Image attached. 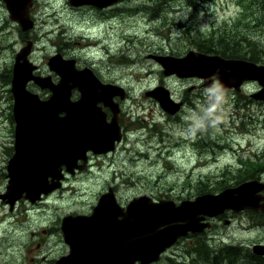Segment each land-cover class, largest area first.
Wrapping results in <instances>:
<instances>
[{"label":"rangeland","instance_id":"1","mask_svg":"<svg viewBox=\"0 0 264 264\" xmlns=\"http://www.w3.org/2000/svg\"><path fill=\"white\" fill-rule=\"evenodd\" d=\"M92 9L78 10L69 0H34L30 15L35 26L24 33L0 0V195L6 192L14 152L12 70L28 43L31 60L45 74L57 77L47 65L59 54L98 72L127 95L119 99L125 138L114 153L90 155L83 171L68 175L63 188L41 203L20 201V209L11 213L0 199L2 257L20 259L17 244L39 231L51 242L50 260L66 254L61 234L54 235L59 222L92 212L110 188L123 205L140 196L180 203L195 199L203 188L221 192L240 174L255 172L264 182V101L252 97L260 90L258 83L246 80L240 92L217 82L206 87L204 80L163 74L155 60L209 50L207 41L216 44L212 39L227 50L232 44H257L264 56V0H126L104 14ZM110 12L112 17L105 18ZM158 87L168 89L175 103L183 102L181 111L167 113L146 97ZM31 92L43 99L50 95L39 87ZM241 163L249 164L245 171ZM223 218L205 234L180 241L156 264H194L192 249L201 245L199 239L219 252L243 247L246 257H257L253 249L264 246V214L228 211Z\"/></svg>","mask_w":264,"mask_h":264},{"label":"water","instance_id":"2","mask_svg":"<svg viewBox=\"0 0 264 264\" xmlns=\"http://www.w3.org/2000/svg\"><path fill=\"white\" fill-rule=\"evenodd\" d=\"M2 1L11 19L24 31L33 28L34 22L29 16L33 0ZM119 1L70 0V3L76 7L92 5L105 8ZM31 45L29 43L17 54L13 68L11 92L14 96L17 153L9 161L10 181L4 195L11 206L23 195L35 202L42 194L60 188L64 179L63 166L67 172L74 174L75 169L84 168L78 166V161L84 160L86 164L88 152L107 153L115 150V144L121 141L119 110L117 105L107 101L115 95L124 98V91L116 86L103 85L90 74L91 78L88 77L86 74L89 71H77L73 62H63L64 67L60 71L56 67L59 57L51 61L52 70L62 78L58 85L52 84L49 79L43 81L31 75L27 77L24 73L27 67L30 68L27 57ZM155 59L164 68L165 75L200 78L205 81V86H212L217 80L223 88L240 91L244 81H257L262 89L252 97L264 101V66L196 52H189L183 58ZM31 80L43 89H51V98L41 100L28 92L26 87ZM61 88L64 89L63 95ZM74 88H79L82 93V98L75 103L70 100ZM111 91L113 94H110ZM146 96L156 99L170 114H175L182 106L172 100L169 90L164 87L148 91ZM99 101L111 107L114 114L111 123L106 121V114L97 106ZM63 112L65 116L61 117ZM34 164L33 169L28 168ZM16 167L25 172L24 182L15 176ZM263 191V182L250 181L219 194L184 201L180 205L174 200L155 202L143 196L124 208L110 190L101 196L91 216H69L63 220L62 231L71 253L58 264H152L159 261L161 255L179 239L210 228L207 218L228 210L237 213L244 210L264 212ZM253 252L264 256V246H254Z\"/></svg>","mask_w":264,"mask_h":264},{"label":"flooded vegetation","instance_id":"3","mask_svg":"<svg viewBox=\"0 0 264 264\" xmlns=\"http://www.w3.org/2000/svg\"><path fill=\"white\" fill-rule=\"evenodd\" d=\"M123 3V2H122ZM85 7H88V8H90L89 6H85ZM113 7H110V8H106V9H98V8H95V7H93V9L92 10H95L96 12H98L99 14H104L105 12H107L108 10H110V11H112L113 9H112ZM78 10H80V9H84V7H80V8H77ZM108 17H112V13L110 12L109 13V15H106L105 16V18H108ZM234 47H236V45L235 44H233V48ZM32 55V54H31ZM31 58L32 57H34V56H30ZM64 59H66V58H64ZM67 60V59H66ZM75 60V59H74ZM36 63V65L39 67L37 70H36V72H35V75H37V77L39 76V77H41V76H45V75H47L46 77H50V79L53 81V82H56V81H59V78H57L54 74H52V73H48V74H45V72H43L42 71V69H41V67L39 66V64L37 63V62H35ZM264 64V63H263ZM75 68L77 69V70H82V69H84V68H86L85 66H83V65H81V64H79V63H77V61L75 60ZM89 68V67H88ZM92 71H93V73H94V75L96 76V78L97 79H99V81H101L102 83H105V84H113L114 82H112V81H107V80H105L104 79V77L102 76V78L101 77H99L98 76V72H96V71H94L93 69H91ZM34 88L35 90H36V86H35V84L34 83H29L28 84V89L29 90H31V88ZM80 99V93H79V91H78V89H75V90H73V92H72V95H71V100L72 101H74V102H76V101H78ZM114 101L117 103V104H119V106H120V101H119V99L118 98H115L114 99ZM119 101V102H118ZM179 103H181L182 105H183V102L182 101H179ZM99 106L100 107H102L103 108V110L106 112V117H107V120L109 121V122H111L112 121V118H113V114H112V112H111V110H110V108L108 107V106H106L105 104H104V102H101V103H99ZM183 108V107H182ZM181 108V109H182ZM181 109H180V111H181ZM65 114H62V116H64ZM124 116H123V114H122V111L119 109V114H118V122H119V124H120V126H121V129H122V134H123V136H122V141L124 140V138H125V132L126 131H124V125H123V123H124V118H123ZM16 150V141H14V146H13V155H12V157L11 158H13L14 157V155L17 153V151H15ZM90 155H95V154H90ZM89 158H90V156H89ZM79 164H82L83 162L82 161H79L78 162ZM63 171L65 172V167H63ZM7 177H8V175H7ZM264 194V193H263ZM0 199H2V197H1V195H0ZM5 200V199H4ZM20 200L21 201H28V200H26L25 199V197L23 196V197H21L20 198ZM43 200V199H42ZM42 200L40 201V202H37V203H41L42 202ZM5 202V201H4ZM29 202V201H28ZM19 203V202H18ZM30 203V202H29ZM30 204H32V203H30ZM17 206V205H16ZM16 206H15V208H8L10 211H11V213H14L15 211H17L18 209H20V208H17L16 209ZM25 209V212H27V211H29V210H32V209H38V208H29V209H27V208H24ZM41 210H43V209H41ZM226 213H228V212H225V213H223V214H220V215H217V216H215L213 219H211V228L214 226V223L217 221V220H221V219H224L223 217H225V215H226ZM258 213H259V211H258ZM88 215V214H87ZM60 223V225H61V222H59ZM55 229H58V228H55ZM61 231H62V228H61V226H60V229H58V230H54V235H57V234H61V237H62V233H61ZM42 231H39V232H36L35 234L34 233H32L31 234V236L29 237V238H27L26 237V239L24 240V241H22V242H20L19 244H17V246H19V247H21V250H19V252L21 253L20 254V259L18 258V257H16L15 255H13V256H11V257H9V256H6V257H2V256H0V264H58V260L61 258V257H63V256H65L66 254H62V253H59L58 255H54L53 256V259L52 260H50V249H49V246H50V242L47 244V241H46V238L45 239H43V235L42 234H45V231H43L42 233H41ZM191 236H193V235H191ZM59 244H61V242H59ZM59 244L57 245V244H54V245H52V247H54V248H57V251L56 252H58L59 251ZM62 244H64L66 247H67V249L69 250V247L64 243V241H63V237H62ZM46 247V252H45V250H44V248ZM1 249H2V244H1V237H0V255H4L3 254V252L1 251ZM16 254H17V252H15ZM43 254V256H40V255H42ZM61 254V255H60Z\"/></svg>","mask_w":264,"mask_h":264},{"label":"trees","instance_id":"4","mask_svg":"<svg viewBox=\"0 0 264 264\" xmlns=\"http://www.w3.org/2000/svg\"><path fill=\"white\" fill-rule=\"evenodd\" d=\"M211 41L216 44H213L212 46L209 44V41H207L209 50L199 49L200 53L207 55H217L226 59L242 60L257 64L264 63V56L260 54V50L258 48L259 46H257V44L250 45L249 47H240L238 44H235L236 47L234 48L232 44L229 45L230 47L232 46V48H229L227 50L225 49V47H223V49H221V47H218L219 43L215 42L213 39ZM242 165L244 168V166H247L249 164L241 163L240 168ZM246 169L247 168H244L241 171H245ZM253 179H256L255 172L240 174L234 182L232 181L230 184H226L223 187H235ZM218 190L219 189H208L207 191L206 188H203L201 194L215 193L218 192ZM199 243L201 245H193L192 249L194 264H264L263 259H261L259 262H256L255 259L257 258L253 257L251 254H248V257H246L245 251L247 250L243 249V247H229L219 252L208 247L206 242H204V240L202 239H199Z\"/></svg>","mask_w":264,"mask_h":264},{"label":"bare ground","instance_id":"5","mask_svg":"<svg viewBox=\"0 0 264 264\" xmlns=\"http://www.w3.org/2000/svg\"><path fill=\"white\" fill-rule=\"evenodd\" d=\"M64 91V89H62L61 88V90H60V93H61V95H63L62 94V92ZM63 98V97H62ZM64 99V98H63ZM67 107V106H66ZM79 107H81V108H83V109H85V107L84 106H82L81 104H79ZM14 174H15V176H17V178H19L22 182H24L25 180H26V176H25V173H24V171L22 170V169H20V168H15V171H14ZM22 182L20 183V185H22Z\"/></svg>","mask_w":264,"mask_h":264}]
</instances>
